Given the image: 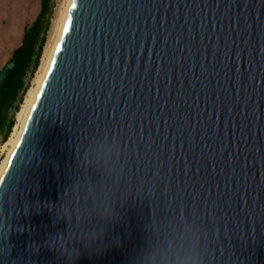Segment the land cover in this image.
<instances>
[{"label":"water","instance_id":"water-1","mask_svg":"<svg viewBox=\"0 0 264 264\" xmlns=\"http://www.w3.org/2000/svg\"><path fill=\"white\" fill-rule=\"evenodd\" d=\"M0 264H264V0H70Z\"/></svg>","mask_w":264,"mask_h":264},{"label":"rangeland","instance_id":"rangeland-1","mask_svg":"<svg viewBox=\"0 0 264 264\" xmlns=\"http://www.w3.org/2000/svg\"><path fill=\"white\" fill-rule=\"evenodd\" d=\"M40 1L41 0H0V70L9 62L13 51L20 46L25 28L29 27L38 16L41 8ZM64 1L65 0H49V10L46 16L48 24L45 31L44 45L36 68L31 73L29 71L25 77V81L28 84L27 91L34 85L38 71H40L44 52L54 37L56 24ZM27 91L22 96L18 110L24 101ZM15 116L16 113L13 117L14 124ZM6 140H3L2 136H0V162L3 161L6 155V151H3V145Z\"/></svg>","mask_w":264,"mask_h":264},{"label":"trees","instance_id":"trees-1","mask_svg":"<svg viewBox=\"0 0 264 264\" xmlns=\"http://www.w3.org/2000/svg\"><path fill=\"white\" fill-rule=\"evenodd\" d=\"M40 5L38 16L29 27L25 28L22 42L12 54V57H18V66L12 75L1 104L0 136L3 140H6L10 135L14 124L13 117L17 113L23 94L27 91L28 84L25 77L29 71L31 73L36 68L44 45L49 0H41Z\"/></svg>","mask_w":264,"mask_h":264},{"label":"bare ground","instance_id":"bare-ground-1","mask_svg":"<svg viewBox=\"0 0 264 264\" xmlns=\"http://www.w3.org/2000/svg\"><path fill=\"white\" fill-rule=\"evenodd\" d=\"M69 3H70V0L64 1L62 10H61L59 18H58V22L56 24L54 37L52 38L49 46H47V49L44 52L42 62H41L40 71H38L37 78L35 79L34 85L28 89V91L25 95L24 101L21 104L20 109L16 113L15 124H14V126L10 132L9 137L4 142L3 151H6V155H5V158L3 159V161L0 162V173L3 171V169L7 165L8 159L11 155L12 150L14 149V147L16 145V142H17L19 135L21 133V130L24 126V123L26 121V118L28 116L30 108L33 104V101L35 99V96L37 94L39 86L41 84V81L43 79V76L45 74L47 66H48L49 61L51 59V56L53 54L54 48H55L56 43L58 41L59 35L61 33Z\"/></svg>","mask_w":264,"mask_h":264},{"label":"snow or ice","instance_id":"snow-or-ice-1","mask_svg":"<svg viewBox=\"0 0 264 264\" xmlns=\"http://www.w3.org/2000/svg\"><path fill=\"white\" fill-rule=\"evenodd\" d=\"M74 6V5H73Z\"/></svg>","mask_w":264,"mask_h":264}]
</instances>
